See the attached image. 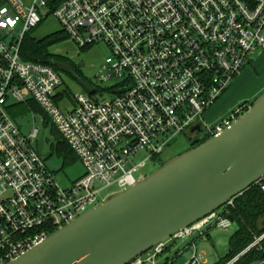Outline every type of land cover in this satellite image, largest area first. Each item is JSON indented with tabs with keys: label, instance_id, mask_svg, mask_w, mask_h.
<instances>
[{
	"label": "built area",
	"instance_id": "2783aa9c",
	"mask_svg": "<svg viewBox=\"0 0 264 264\" xmlns=\"http://www.w3.org/2000/svg\"><path fill=\"white\" fill-rule=\"evenodd\" d=\"M48 19L80 49L100 43L109 48L98 78L115 83L113 98L99 103L75 95L70 103L58 93L63 81L57 71L22 60L23 37ZM255 51H264V0H5L0 6V264L20 258L102 202L107 188L120 192L143 179L140 167L161 160L164 149L194 125L201 126L204 139L229 127L250 104L242 103L215 124L204 123V115ZM30 101L84 167V175L65 189L37 151L40 130L24 136L9 115ZM143 150L148 156L127 168ZM252 186L264 195V176ZM232 207L233 199L130 264H157L171 244L195 234L205 237L212 228L227 230ZM263 241L264 231L227 264ZM204 260L194 250L184 264Z\"/></svg>",
	"mask_w": 264,
	"mask_h": 264
},
{
	"label": "water",
	"instance_id": "95a60500",
	"mask_svg": "<svg viewBox=\"0 0 264 264\" xmlns=\"http://www.w3.org/2000/svg\"><path fill=\"white\" fill-rule=\"evenodd\" d=\"M200 131L194 125L185 139ZM44 134L37 151L47 159L51 153H43ZM262 176L264 93L220 134L107 197L9 264H130L217 212ZM257 230L264 231V218Z\"/></svg>",
	"mask_w": 264,
	"mask_h": 264
},
{
	"label": "rangeland",
	"instance_id": "374dc122",
	"mask_svg": "<svg viewBox=\"0 0 264 264\" xmlns=\"http://www.w3.org/2000/svg\"><path fill=\"white\" fill-rule=\"evenodd\" d=\"M59 32V26L51 19H48L41 24L33 36L37 39L48 36L52 37L53 35L59 37L62 35ZM6 40L10 42L13 38L9 37ZM48 49L53 58L60 59L59 61H61L63 69L58 71L63 81V85L58 93L63 94L66 88H68L73 96L87 95L99 103L113 98L114 95L110 91V88L115 83H101L98 78L100 76L99 68L101 64L111 55L109 48L104 43L81 50L68 38L62 36L60 40H54ZM263 84L264 51L262 53L255 51L250 63L245 66L231 84V86L233 85L232 97L244 99L251 92L259 90ZM66 103V101L65 103H61L60 107L63 108V104ZM16 106L10 109L9 115L20 127V131L24 136L31 134L33 129H39L40 132L42 130L45 131L43 153H51V156L45 159L44 162L47 169L55 174V183L58 187L65 189L72 182L81 178L84 175L83 165L72 155H67L64 150H59V147L57 148V144L61 142V137L49 123L46 125L43 123L39 109L32 107L34 110H31L26 106ZM214 106L204 115V123L215 124L224 118L210 119L208 117V113ZM235 108L236 106L232 110H235ZM51 145L54 147V150H51ZM186 150H189V146L185 137L180 136L176 138L160 155L161 165ZM147 156L148 153L145 150L137 152L127 168L132 167V165H139ZM159 167V163L157 161L154 163L153 160L140 167V171L145 176H148ZM116 192L118 191L114 186L107 188L100 194L101 201ZM237 230L238 226L234 222L227 230L212 228L209 230V238H199L194 244V249L191 245L187 244L190 241L176 242L170 246V251H167L160 258L156 259V262L157 264H163L166 260L165 258L168 257V264H184L190 259L195 250L204 256L205 260L202 264H216L227 255L229 239ZM144 264L150 263L145 262Z\"/></svg>",
	"mask_w": 264,
	"mask_h": 264
},
{
	"label": "trees",
	"instance_id": "16d2710c",
	"mask_svg": "<svg viewBox=\"0 0 264 264\" xmlns=\"http://www.w3.org/2000/svg\"><path fill=\"white\" fill-rule=\"evenodd\" d=\"M4 2L5 0H0V5L2 6ZM41 24L23 37L20 45V56L23 61L50 66L57 72L63 70L61 61H59L60 59H55L56 57L53 58V55L48 52V48L54 40H60L62 36H65V38L68 37L60 31L59 33L62 35L59 37H55L56 35H53L52 37L48 36L42 39H37L33 36V34L41 26ZM90 47L92 46L81 48V50H86ZM110 91L112 92V87L110 88ZM62 97H64L66 101L73 103V95H71L68 88H66ZM17 106H26L31 110H34L32 107L38 108L36 104L31 101L25 105L21 104ZM40 114H42L41 111ZM46 121L47 120L45 119V125ZM206 140L207 139H204L202 142ZM60 141L61 142L57 144V148L59 147V150H64L67 155H72L75 159H77L66 142L62 139ZM200 143L193 145L191 148L199 145ZM50 147L51 150H54L52 145ZM156 161L161 166L160 160L155 159L154 163ZM230 213L233 222L238 226V230L229 239L227 255L216 264H227L232 259L240 255L250 244L254 242L257 237L261 235V233L257 230V221L264 218V195L257 187H250L244 193L233 199V207L231 208ZM168 248L165 249L163 254L168 251ZM262 262H264V241L261 242L257 248L252 249L245 255L241 256L233 264H261ZM163 264H168V259H166Z\"/></svg>",
	"mask_w": 264,
	"mask_h": 264
},
{
	"label": "crops",
	"instance_id": "0c3cea01",
	"mask_svg": "<svg viewBox=\"0 0 264 264\" xmlns=\"http://www.w3.org/2000/svg\"><path fill=\"white\" fill-rule=\"evenodd\" d=\"M241 79V78H240ZM239 79V80H240ZM239 82V81H238ZM231 86V85H230ZM258 90V89H257ZM251 92L249 95H247L244 99H235L232 97V91H233V85L228 89V91L223 95V97L219 100V102L214 106V108L208 113V117L210 119H219L221 117H226L228 113H230L234 106L236 108L241 105L242 103H252L256 98H258L260 95L264 93V84L259 88L258 91ZM248 93V92H247ZM235 108V109H236ZM230 111V112H229ZM233 111V110H232ZM210 230V229H209ZM209 230L206 231L205 237H198L196 234L190 237L186 241H190L187 244L194 246L195 242L201 238H209ZM185 242V241H184ZM172 245V244H171ZM170 245V246H171ZM170 246L168 248V251H170ZM167 255V254H166ZM165 259H168L166 257Z\"/></svg>",
	"mask_w": 264,
	"mask_h": 264
},
{
	"label": "flooded vegetation",
	"instance_id": "af4514ba",
	"mask_svg": "<svg viewBox=\"0 0 264 264\" xmlns=\"http://www.w3.org/2000/svg\"><path fill=\"white\" fill-rule=\"evenodd\" d=\"M249 104H250V103L248 102L247 105H249ZM203 140H204V136H203V134H201V133H198V134L196 135L195 138L190 139V140H187V141H188L189 149H190L193 145H195V144H197V143H200V142H202Z\"/></svg>",
	"mask_w": 264,
	"mask_h": 264
}]
</instances>
